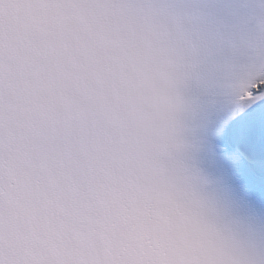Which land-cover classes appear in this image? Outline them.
Masks as SVG:
<instances>
[{"label":"snow or ice","instance_id":"obj_1","mask_svg":"<svg viewBox=\"0 0 264 264\" xmlns=\"http://www.w3.org/2000/svg\"><path fill=\"white\" fill-rule=\"evenodd\" d=\"M0 264H264V0H0Z\"/></svg>","mask_w":264,"mask_h":264}]
</instances>
